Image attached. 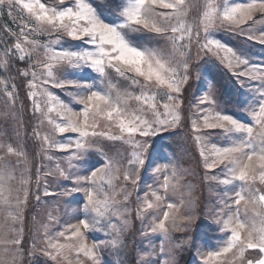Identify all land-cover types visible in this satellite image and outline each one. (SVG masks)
<instances>
[{
  "label": "snow or ice",
  "instance_id": "snow-or-ice-1",
  "mask_svg": "<svg viewBox=\"0 0 264 264\" xmlns=\"http://www.w3.org/2000/svg\"><path fill=\"white\" fill-rule=\"evenodd\" d=\"M5 15L14 27L0 28V73L15 69L31 102L36 123L30 136L42 153L36 191L43 177L45 197L82 193L83 204L75 223L62 224L50 210L26 249L17 225L31 178L21 173L17 180L9 157L29 162L21 145L0 130V212L7 228L0 236V264H25V255L28 264L40 257L43 264H104L105 250L119 253L126 246L134 194L135 219L149 243L136 250L133 264H177L174 249L185 245L196 248L200 264H264V0H0V18ZM192 47L202 53L200 63H217L236 85L234 101L219 102L210 81L189 101L205 180L217 186L210 215L225 237L206 254L191 240L165 248L179 208L172 195L179 190L181 204L191 205L192 186L172 160L158 162L166 158L153 139L183 122ZM10 79L15 77L0 75L6 107L0 115L12 119L19 141V86ZM215 136L223 141L213 142ZM101 140L126 147L108 155ZM93 153L103 162L93 163ZM43 161L52 165L47 172ZM149 170L157 179L141 197ZM49 178L60 191L49 192ZM183 219L190 223L193 217ZM155 234L163 236L158 251L150 242Z\"/></svg>",
  "mask_w": 264,
  "mask_h": 264
},
{
  "label": "rangeland",
  "instance_id": "rangeland-1",
  "mask_svg": "<svg viewBox=\"0 0 264 264\" xmlns=\"http://www.w3.org/2000/svg\"><path fill=\"white\" fill-rule=\"evenodd\" d=\"M202 2L203 0H201V3ZM195 16L196 12L194 11L193 18H195ZM5 24H8L10 27H14L6 15L3 18H0V28H2ZM221 35L225 40H233V38L225 32H222ZM9 43H11V41H9ZM200 56H202V53H198L196 47H192L190 49L189 63L193 66L192 79L188 86V90L184 93L183 97L182 124L179 128L170 130L168 133H161L157 138L153 139L156 146L155 150L162 158H166L161 159L158 162L165 163L166 160H172L180 169L186 170L183 173L184 183L192 186L191 205L187 203L181 204V192L179 190L172 195V200L179 206V208L176 218V226H170V240L164 241L165 248L167 249L168 247L178 244L181 241L191 240L198 248H200L201 252L206 254L209 250H215L219 241L225 237H223L218 231L213 222V217L210 215V212L213 211L217 200V186L215 184H210L205 180L206 172L199 155V150L192 139L193 134L189 118V113L192 109L190 108L189 101L192 99V94L197 88H199L200 91L195 94L197 96L202 94V92L207 88L209 81L215 87L219 102L223 103L229 98L234 101L236 85L226 69L218 66L215 62H209L207 60L200 63ZM17 66L20 68L24 67L23 64H18ZM198 72L203 74V78L200 80H197ZM0 75L15 77L14 80H9V84L15 83L19 86V99L16 103V118L23 121V127L20 130L21 138L19 141L16 140L15 134L12 132L15 125L10 117L5 119L2 115H0V130H7L9 135L12 137V141L14 143H19L21 145V150L27 153V160L29 162L27 165L24 163L23 159L17 162V157H9L10 162L16 166L17 180L20 179L21 173H24L25 176H29L31 178L30 195L24 211V219L22 224L17 225V227H23L24 229L26 237L24 246L27 249L31 244L33 236L37 234L36 230L39 226V222H43L47 219V214L50 210L53 215L61 219L62 224L65 221L67 223H75L78 219L76 212L83 204V194H74L72 197L58 195L45 197L43 195V184L45 183L43 177H41L40 191H36V168L41 164L42 153L38 155V153H40V145L30 136L36 123V121L32 118L31 102L28 100L26 90L23 87L22 77L16 73L15 69L7 74L0 73ZM55 91L58 95H61V97L64 98L65 94L63 92L60 90ZM226 106L230 107V105ZM5 111L6 107L4 104V98L0 97V114ZM222 141V136H215L213 138V142ZM98 146L108 155H112L117 149L122 151L123 147H126L120 145L119 143L113 144L110 141L104 140L98 141ZM0 155H3V152H0ZM57 155L60 154L57 153ZM90 159L93 163L96 161H100L101 163L103 162V158L98 153H93ZM43 163L46 165L44 171L47 172L52 165L48 161H43ZM97 166L99 165L97 164ZM25 168H27L26 172ZM217 174V172L207 173L209 176ZM156 179L157 178L152 175L151 170L143 174V180L140 185L142 190L139 193L141 197L144 195L145 191H148V185L153 184V181ZM159 179L162 182L163 177L161 176ZM47 183L49 192L56 193L60 191V189L56 186L58 183L56 180L49 178ZM62 187H64V185H61V188ZM128 190H133L131 184L128 185ZM37 195L41 196L39 203H37L36 200ZM132 199V220L128 231L125 233L126 246L119 253L111 250H105L102 254V261L104 264H121V262L122 264H133L136 259V250L149 243V239H144L141 236V232L144 230L141 222L135 219V194ZM184 199L187 201L188 197L185 195ZM77 201H80L79 205L76 203ZM189 214L193 217L190 223L185 222L183 219L184 216ZM147 223L148 221H145V225H147ZM6 230L5 214L0 212V236H2ZM94 235L99 239L106 238L102 233H95ZM162 240L163 236L160 234H155L150 238L151 244L156 246L157 251L159 250ZM89 243H91V239H89ZM174 255L177 264H194V262L195 264H200V257L196 255V248H192L189 245H185L182 248H175ZM163 258L164 257H161V259ZM43 259V257H40L36 264H43ZM24 260L25 264H28L29 258L27 255H25Z\"/></svg>",
  "mask_w": 264,
  "mask_h": 264
}]
</instances>
